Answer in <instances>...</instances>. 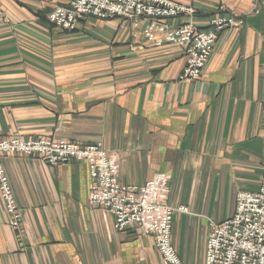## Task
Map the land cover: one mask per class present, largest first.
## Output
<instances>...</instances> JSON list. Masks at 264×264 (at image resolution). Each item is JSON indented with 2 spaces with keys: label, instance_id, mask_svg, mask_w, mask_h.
<instances>
[{
  "label": "crops",
  "instance_id": "1",
  "mask_svg": "<svg viewBox=\"0 0 264 264\" xmlns=\"http://www.w3.org/2000/svg\"><path fill=\"white\" fill-rule=\"evenodd\" d=\"M58 1L0 0V135L102 141L129 184L168 172L170 204L190 210L176 213L173 242L203 264L209 217L227 216L224 204L256 189L264 167V0H178L201 10L202 26L216 10L242 20L194 81L179 79L180 46L144 42L143 21L88 19L67 32L39 19ZM6 166L23 227H11L0 196V264L161 263L152 237L117 231L89 205L85 162L13 154Z\"/></svg>",
  "mask_w": 264,
  "mask_h": 264
},
{
  "label": "built area",
  "instance_id": "2",
  "mask_svg": "<svg viewBox=\"0 0 264 264\" xmlns=\"http://www.w3.org/2000/svg\"><path fill=\"white\" fill-rule=\"evenodd\" d=\"M68 8L57 9L51 14L52 20H58L65 26L74 28V19L81 17L86 11L91 10L96 15L104 17L107 11L120 13L125 16H175V14H194L195 10L185 5L177 4L169 6L164 13L161 9H155L154 3L160 0H64ZM102 5V6H101ZM95 8V11L90 9ZM156 12V14H155ZM211 21L217 24L215 30L225 29L234 24V20L228 16L218 15ZM165 25L152 23L147 30L154 31L153 26L159 30L167 29ZM164 24V23H163ZM193 26L186 24L183 27L169 29V43L184 45L186 66L184 77L186 79L199 78L202 67L211 55L215 42V33L193 36ZM167 33V30L165 31ZM158 45L161 40L157 41ZM187 45V46H186ZM205 46V47H204ZM192 61L194 63H192ZM0 151L8 153L38 154L51 165L67 162L70 159H84L91 170V202L97 204L116 217V227L120 230H138L142 234L152 233L155 243L167 264H185L178 259V255L171 245V223L173 211L166 203L169 190L166 187L168 179L166 173L157 175L142 189L135 185H126L119 181V165L112 155L107 154L102 142L83 145L77 142L54 139H32L15 137L14 140L0 142ZM103 169V171H101ZM3 168L0 167V177ZM2 198L9 214L13 217V225L18 226L21 220L20 207L7 182L8 178H2ZM7 180V182H6ZM9 183V182H8ZM264 185V176L262 178ZM167 188V189H166ZM264 188V187H263ZM252 200L258 201L255 197ZM249 200V199H248ZM264 209V200H259ZM259 205L260 212L255 215L251 210L250 215H238L239 226L247 228L245 231L231 226L229 231L234 234H213L210 247L204 264H264V211ZM255 215V216H253ZM261 215H263L261 217ZM258 216V220L256 217ZM247 224V225H246ZM228 227V224L222 223ZM246 225V226H245ZM263 225V226H262ZM262 226V227H261ZM250 227V228H248ZM216 235V236H215Z\"/></svg>",
  "mask_w": 264,
  "mask_h": 264
},
{
  "label": "rangeland",
  "instance_id": "3",
  "mask_svg": "<svg viewBox=\"0 0 264 264\" xmlns=\"http://www.w3.org/2000/svg\"><path fill=\"white\" fill-rule=\"evenodd\" d=\"M66 2L67 1L64 2V0H59L55 5H53L51 7L50 6H45L44 9L37 14L39 19H41L40 15H42V16L44 15L46 17V20H44V21H46L50 25L56 26V27H58V28H60V29H62L64 31H67V32H75V31H77L79 29L80 24L82 22L88 20V19H94V20L102 21V22H112V21L124 22V21H129V22H132L134 24V27L139 25L140 22L143 21L144 24H143L142 29H141V36L143 37L144 42L146 44H148V45L150 44V45H153V46H156V47H162V46H165V45H177V46L181 47L184 56H185V46L184 45H178V44L169 43V41L167 40L168 38H170V35H167L169 33V29H174L175 27L180 28V27H183L186 24H188V25L193 26V29H194L193 36L194 37L199 35L200 31L205 32V34H210L211 32H214L216 38H215L214 45H213V47L211 49V51L213 53L215 44L217 43V41L220 38L221 34L224 31H226V30L238 28L242 24V20L239 19L236 14H233L231 12H227L225 10H216V11L212 12L210 14V16L208 17L206 26H202L201 24H199V22H195L194 21L195 18L199 14L198 11H201L196 5L191 4V3L185 4V3H182V2H180L178 0H160V2L157 1V2H153V3H154L155 9H158V10L161 9V11H162L161 13H164L165 9L169 10V9H167L169 6L177 5L178 3L181 4V5H185L186 7L188 6V7L192 8V9H194L195 12H194V14L191 13V15L187 14V13H184V14L181 13V15L180 14H178V15L175 14V16L165 17V15H162V14L159 15V16H151V15L150 16H148V15L147 16H125V15H121L120 13L108 10L107 11V15L102 17V16H99V15H96L91 10H88L81 17H77L76 19H74L75 25H74V28H71V27L65 26L62 22H59L58 20H52L51 19V14L54 13L57 9H59V8L60 9H64V8H68L69 7V5L67 4L68 2L67 3ZM90 9L95 11V8L92 7V6H90ZM155 14H156V12H155ZM218 15H221L223 17L228 16V17L232 18L234 20V24L231 27H228V28H225V29L221 28L219 30H215L214 27H216L217 24L214 23L215 21H213V24H211V21L214 20V19H218V18H216ZM165 20H168L167 29L165 27V30L162 31V30L156 29L153 26V30L154 31L147 30L149 28V26L152 23L155 24L156 21H157L158 24H162V26H164L166 24ZM166 30H167V33H165ZM158 40H161V43L159 45L157 43ZM212 53L208 57V59L205 62L204 66L202 67V73H203V70L206 67L207 63L209 62V60H210V58L212 56ZM192 63H194V62L192 61ZM185 66H186V56H185V65H184V67ZM179 79L182 80V81H194V80L200 79V77L199 78H195L194 77L192 79H186L184 77V68H183L181 73L179 74ZM19 136L25 137V138H32V139H35V140L36 139H41V138L50 139V140L54 139L56 141L63 140V139H58V138H54V137H51V136H39V137H32L31 136L30 137V136L23 135L21 132H12V133H10L8 135H4V136L0 135V142H3V141L10 142V141L14 140L15 137H19ZM65 141L75 142V141L66 140V139H65ZM100 142H102V141H100ZM77 143H81V142H77ZM93 143H97V142H92L91 144H93ZM102 143L104 145V148L107 150V154L112 155V157L115 158L116 162L118 163V165H119V173H118L119 174V178L118 179L123 184L135 185V186L139 187L140 189H142L144 186H146V184L148 182L152 181L157 175H160L161 173H164V174L166 173V175L168 176L167 177L168 184L166 185V187L169 190L168 198L166 199V203L168 205H170L172 208H174L173 220H172L171 228H170L171 245H172L174 251L176 252V254L178 255L177 256L178 259L181 262L185 263V264H189V263H186L181 258V256L179 255V253L177 251V248H176V246H175V244L173 242V221L175 219L176 213H178V212L188 213L190 210H189V206L188 205L186 206L185 204H180V205H177V206H173L172 204H170L169 195H170V192H171V182H172L171 174H169L168 172H165V171H161V172H158V173L154 174L151 178H149L144 183L138 184V185L129 184V183L123 182L120 179V162H119L118 154L108 150V148L105 146L104 142H102ZM87 144H90V143H87ZM87 144H83V145H87ZM13 154L24 155L23 153H8V151H5V152L0 151V167L3 168V174L0 177V196H1V198H2L1 187H2V185L4 183L2 178H5V176H6V178H8V182L9 183L6 180L8 186L12 187V191L14 192V189H13V186H12V182H11V178H10V175L8 173L7 166H6L7 158L10 155H13ZM25 155L40 157V155H38V154H25ZM40 158L43 159L47 164L51 165L44 158H42V157H40ZM76 158L77 157H74V158L70 159L67 162H70V161H82V162H85L88 165V162L86 160H84V159H76ZM67 162H62L60 164L51 165V166H58V165H61V164H66ZM88 168H89V165H88ZM90 172H91V170L89 168V173ZM263 176H264V167L262 168V173H261V176H260V182H259L258 187L256 189H254V190H244V189L238 190L236 192V194H235V197H234V207H232V206L226 207V205L224 204V206H223V214H224L225 209H226V211L228 210V213H230L229 215L227 213V216H224L223 218H220V220H218L217 218L214 219L212 217L211 218L209 217V234H208V238H207L206 245H205L204 263H205V261H207L206 260L207 259L206 255H207V253H209L208 249L210 247V242L212 240L211 237H212L213 234H217V233H223L224 235L234 234L235 230L229 231V228L231 226H233L235 228H238V229L243 228L240 231H245L247 228H244V226L238 227L239 226V222L237 221V216L238 215L239 216L240 215H250L252 209H253L252 211L255 212V215H258V213L260 212V208H259L258 204L261 205L262 211H264V209L262 207V204L260 202H258L259 200H264V188H263L264 185L262 183ZM91 181H92V179H91V174H90V184H89V192H88L89 205L91 207L101 208L104 212L112 215L113 218H114V227H115V229L117 231H120V232L127 231V230H120V229H118L116 227V224H115L116 217H114L113 214H111L105 208H103V207L91 202V191H90ZM14 194H15V192H14ZM251 197H255L258 201L252 200ZM2 200H3V198H2ZM3 203H4V206H5V201L4 200H3ZM5 209H6V206H5ZM6 211H7V209H6ZM8 214H9V212H8ZM20 214H21V220H20V223H19L18 226H14L13 225V217L9 214L10 218H11L10 219V225L16 231H21L22 227H23V224H22V211H20ZM255 215H253V216H255ZM262 216L263 215H261V217ZM256 219L258 220V216L256 217ZM222 223L228 224V227H226L225 225H222ZM248 228H250V227H248ZM134 231L139 236L152 237L154 239V242H155V236L152 233H149V234L145 235V234L140 233L138 230H134ZM155 246H156L157 251H158V253H159L160 257H161V263L160 264H167L163 260V257L161 255V253L159 251V248H158L156 243H155Z\"/></svg>",
  "mask_w": 264,
  "mask_h": 264
},
{
  "label": "trees",
  "instance_id": "4",
  "mask_svg": "<svg viewBox=\"0 0 264 264\" xmlns=\"http://www.w3.org/2000/svg\"><path fill=\"white\" fill-rule=\"evenodd\" d=\"M41 19L46 20V17L43 15H40Z\"/></svg>",
  "mask_w": 264,
  "mask_h": 264
},
{
  "label": "bare ground",
  "instance_id": "5",
  "mask_svg": "<svg viewBox=\"0 0 264 264\" xmlns=\"http://www.w3.org/2000/svg\"><path fill=\"white\" fill-rule=\"evenodd\" d=\"M201 76H202V74H201ZM201 76H200V77H201ZM101 171H103V169H101ZM14 196H15V194H14ZM15 198H16V197H15Z\"/></svg>",
  "mask_w": 264,
  "mask_h": 264
}]
</instances>
